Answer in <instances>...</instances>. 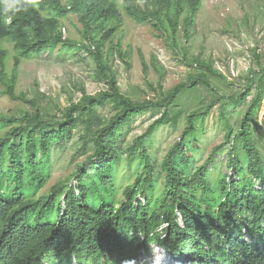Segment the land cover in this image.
Instances as JSON below:
<instances>
[{"label":"trees","instance_id":"obj_1","mask_svg":"<svg viewBox=\"0 0 264 264\" xmlns=\"http://www.w3.org/2000/svg\"><path fill=\"white\" fill-rule=\"evenodd\" d=\"M201 0H156L155 6L136 14L167 35L180 27L190 40ZM75 15L81 25L80 40L67 35L62 21ZM122 15L117 0H39V7L0 22V84L6 94L33 107L22 117H1L0 128V264H152L147 256L157 245L175 264H264V157L256 144V115L263 102L257 91L241 120L240 134L230 121L224 144L206 162L196 166L199 133L213 109L227 98L217 97L205 112L188 116V125L160 163L150 154L152 135L165 125L178 123L171 107L189 87L205 86L218 94L210 81L218 72L212 63L188 59L206 69L169 90L158 101L135 102L118 87L110 57L125 61L129 53L115 44ZM14 45L13 67L8 66L4 41ZM111 44L107 50L106 45ZM82 48L97 65V77L109 90L88 95L64 110V118L46 120L40 106L17 94L19 67L24 59L59 48ZM108 51V53H106ZM144 70L148 67L143 58ZM264 76V73H263ZM255 79L233 102L246 101ZM261 85V79L258 81ZM110 105L114 114L105 120L98 108ZM157 109L164 113L134 141L128 159L134 161L133 179L120 177L123 162L119 147L131 121ZM79 127L83 149L92 150L87 169L77 171L48 192L51 160ZM234 137V138H233ZM241 145V146H240ZM229 146L225 168L215 155ZM129 166L130 163H129ZM75 181L72 184V181ZM130 180V182H129ZM132 181H134L132 183Z\"/></svg>","mask_w":264,"mask_h":264},{"label":"rangeland","instance_id":"obj_2","mask_svg":"<svg viewBox=\"0 0 264 264\" xmlns=\"http://www.w3.org/2000/svg\"><path fill=\"white\" fill-rule=\"evenodd\" d=\"M117 3L122 26L117 30L114 41L129 53V58L125 61L114 52L110 65L123 95L135 102L158 101L177 85L187 83L200 74L210 75L206 69L192 65L188 59L200 58L212 63L218 72L210 76L218 94L203 85L189 87L171 107L172 116L179 118L178 123L176 126H161L152 135L150 154L154 161L160 163L169 148L180 139L188 125L189 115L205 112L217 97H225L227 100L213 109L199 133L200 145L195 152V162L196 166L203 165L213 150L224 144L228 121L235 136L240 134L241 120L257 91L262 92L263 102L256 115L258 125L254 135L264 157V0H201L190 40L184 36L182 27L174 37L171 33L167 35L155 29L151 22H139L126 11V5L131 3L136 14L144 13L155 6L156 0H117ZM62 24L70 38L80 40L78 30L81 25L75 15L64 19ZM3 46L8 52V66L12 68L14 45L6 40ZM110 47L111 44L106 45L107 50ZM143 58L148 67L147 73ZM249 79H255L253 93L246 101L233 102L230 98L240 97ZM260 79L261 85L258 82ZM82 89L92 96L109 90L108 84L97 77L94 57L82 48L69 51L60 47L53 53L24 59L20 64L17 94L24 93L29 101L36 102L44 118L52 123L64 118L63 112L71 102L81 99ZM5 92L6 88L0 84V118L22 117L27 112H34L32 106L10 98ZM98 112L105 120L114 114L108 104L99 107ZM163 113L164 109H157L141 114L125 129L126 134L119 143L123 152V162L118 169L120 177L134 178V167L138 162L137 159L136 162L129 161V150ZM83 131L84 128L79 127L74 137L53 154L50 180L41 194L72 177L79 165L92 168L89 159L93 152L83 149L80 141ZM3 136L4 131L0 128V139ZM229 149L227 146L223 153L214 156L220 170L227 171L224 166ZM156 248L159 246L154 245L149 255L142 253V257L152 264H175Z\"/></svg>","mask_w":264,"mask_h":264},{"label":"clouds","instance_id":"obj_3","mask_svg":"<svg viewBox=\"0 0 264 264\" xmlns=\"http://www.w3.org/2000/svg\"><path fill=\"white\" fill-rule=\"evenodd\" d=\"M38 7L39 0H0V22L11 23L14 17ZM153 246L150 247L151 250ZM156 249H160L164 253L163 248L159 247ZM126 264H131V262H126Z\"/></svg>","mask_w":264,"mask_h":264}]
</instances>
